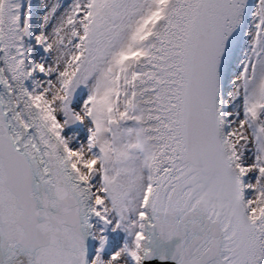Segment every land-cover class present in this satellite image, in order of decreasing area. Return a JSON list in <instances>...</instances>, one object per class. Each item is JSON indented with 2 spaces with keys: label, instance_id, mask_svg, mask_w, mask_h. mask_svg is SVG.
<instances>
[{
  "label": "snow or ice",
  "instance_id": "1",
  "mask_svg": "<svg viewBox=\"0 0 264 264\" xmlns=\"http://www.w3.org/2000/svg\"><path fill=\"white\" fill-rule=\"evenodd\" d=\"M0 264H264V0H0Z\"/></svg>",
  "mask_w": 264,
  "mask_h": 264
}]
</instances>
